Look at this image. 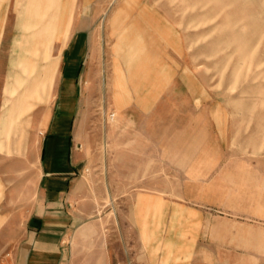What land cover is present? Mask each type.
I'll return each mask as SVG.
<instances>
[{"label":"rangeland","instance_id":"1","mask_svg":"<svg viewBox=\"0 0 264 264\" xmlns=\"http://www.w3.org/2000/svg\"><path fill=\"white\" fill-rule=\"evenodd\" d=\"M60 1L0 0V26L6 17L23 29L40 19L42 6L45 17ZM93 13L78 55L62 54L65 42L47 40L58 61L51 95L30 110L20 151L14 134L6 135L9 86L22 75L24 42L39 39H12L8 29L0 38V196L12 217L21 222L28 214L41 131L47 135L69 94L65 111L74 108L75 122L89 134L87 203L99 211L101 226L117 232L116 224L124 225L120 264H146L134 254L129 209L136 189L154 186L187 196L209 224L220 214L254 226L249 250L257 259L247 264H264V0H96ZM71 64L76 71L67 81Z\"/></svg>","mask_w":264,"mask_h":264},{"label":"crops","instance_id":"2","mask_svg":"<svg viewBox=\"0 0 264 264\" xmlns=\"http://www.w3.org/2000/svg\"><path fill=\"white\" fill-rule=\"evenodd\" d=\"M60 2L58 11L46 13L45 17L42 6L40 19L23 22V29L17 30L16 22L10 27L6 17L0 26V38L8 29L11 30L8 37L12 39H39V42L23 41L27 55L19 62L22 75L16 73V86H9L11 98L8 99L6 135L9 138L11 133L14 134L18 151L24 146L30 110L39 100L46 103L51 95L58 61L49 56L48 48L44 47L47 40L65 42L62 54L78 55L82 41L96 21L93 13L96 0ZM39 54L43 55V64L38 61ZM75 71L76 67L71 64L64 79L73 81ZM40 88H43V96ZM62 98L64 102L58 107L53 126L47 130L46 136L41 131L34 152L37 177L34 193L24 203L28 210L25 219L18 222L13 218V211L4 205V198L0 196V264H120L124 256L126 258L124 225L117 223V232H113L111 224L101 226L97 221L99 211L87 203L89 193L84 171L89 158L84 142L89 134L82 131L78 121L75 122L74 108L65 111L68 107L64 104L67 106L72 102V96L64 94ZM120 145H125L124 141ZM137 165L140 164L123 163V166ZM111 177V174H105L106 181L109 182ZM184 198L187 196L180 198L171 190H158L157 186L141 187L133 192L129 219L137 261L146 264H209L206 260L209 248H215L210 251L215 257L211 261L214 264L256 261V253L249 250V246L254 245V226L239 224L230 218L225 221L220 214H217L215 223L209 224L203 213L199 210L198 216V209ZM194 214L197 217L194 218ZM85 242L88 250L83 248ZM240 246H247L248 250H241ZM141 256L143 258L139 260Z\"/></svg>","mask_w":264,"mask_h":264},{"label":"built area","instance_id":"3","mask_svg":"<svg viewBox=\"0 0 264 264\" xmlns=\"http://www.w3.org/2000/svg\"><path fill=\"white\" fill-rule=\"evenodd\" d=\"M110 116H113V114L111 113V115Z\"/></svg>","mask_w":264,"mask_h":264}]
</instances>
